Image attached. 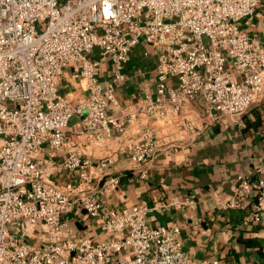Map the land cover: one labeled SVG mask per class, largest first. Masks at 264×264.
<instances>
[{"label": "built area", "instance_id": "built-area-1", "mask_svg": "<svg viewBox=\"0 0 264 264\" xmlns=\"http://www.w3.org/2000/svg\"><path fill=\"white\" fill-rule=\"evenodd\" d=\"M258 4L0 0V264H224L193 259L178 227L149 225L144 204L107 207L102 197L121 182L105 172L113 164L108 154L93 158L78 149L59 155L75 116L88 145L141 128L127 147L137 166L157 153L153 122L172 121L179 134L198 128L182 115L196 99L204 124L240 122L264 91V45L241 27ZM141 42L157 55L155 85L143 88L134 107L122 105L116 91L130 79L126 66ZM67 69L78 93L60 92ZM73 170L77 185L54 181ZM251 194L249 219L257 220L264 212L261 176H241L225 207H242ZM75 209L96 220L105 237L66 236L65 215Z\"/></svg>", "mask_w": 264, "mask_h": 264}, {"label": "crops", "instance_id": "crops-1", "mask_svg": "<svg viewBox=\"0 0 264 264\" xmlns=\"http://www.w3.org/2000/svg\"><path fill=\"white\" fill-rule=\"evenodd\" d=\"M241 27L264 45V0H259L251 17L241 21ZM156 60V52L144 42L132 50L125 70L130 79L116 91L122 105L134 107L145 86L154 88ZM103 70L101 78L106 80L107 64ZM70 71L67 69L61 78V93L80 91L79 82ZM182 115L193 120L198 128L179 134L172 121L153 122L158 150L141 166L127 156V147L141 136V128L131 126L124 135L109 138L101 145H88L78 135V116L72 118L67 128L68 143L59 158L78 149L93 158L111 156L113 164L105 172L119 176L121 182L110 196L102 197L105 205L116 209L146 205L149 225L178 227V238L193 259L264 264V212L257 220L249 219L254 195L244 198L242 207H225L241 176L264 178V91L240 122L225 119L204 124L205 114L198 99L185 105ZM53 178L61 185H77L80 181L77 170ZM99 182L100 177L95 178L92 185ZM65 218L66 236L105 237L98 222L83 210L68 212Z\"/></svg>", "mask_w": 264, "mask_h": 264}]
</instances>
